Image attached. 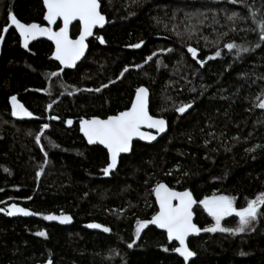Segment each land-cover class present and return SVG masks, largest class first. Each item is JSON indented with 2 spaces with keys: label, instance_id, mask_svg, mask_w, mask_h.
Returning a JSON list of instances; mask_svg holds the SVG:
<instances>
[{
  "label": "trees",
  "instance_id": "16d2710c",
  "mask_svg": "<svg viewBox=\"0 0 264 264\" xmlns=\"http://www.w3.org/2000/svg\"><path fill=\"white\" fill-rule=\"evenodd\" d=\"M98 1L107 25L73 70L50 59L46 41L24 49L14 30L5 36L0 264H184L164 233L147 224L137 234L138 221L156 213V185L189 191L202 230L211 224L200 207L206 197L227 196L244 208L264 193V0ZM10 12L22 23L44 24L41 0H0V34ZM78 33L75 24L71 37ZM141 86L167 133L153 145L134 143L105 175L106 151L88 146L78 123L127 110ZM11 97L30 115L13 116ZM12 205L32 214L8 215ZM48 214H68L73 223H50ZM92 222L110 233L84 229ZM237 224L236 217L223 223ZM188 247V264H264V205L245 231H203Z\"/></svg>",
  "mask_w": 264,
  "mask_h": 264
},
{
  "label": "snow or ice",
  "instance_id": "6c2138e0",
  "mask_svg": "<svg viewBox=\"0 0 264 264\" xmlns=\"http://www.w3.org/2000/svg\"><path fill=\"white\" fill-rule=\"evenodd\" d=\"M44 4L47 8V13L44 18L49 23H54L57 17L63 18L64 27H62L59 32L51 33L49 29L41 28L35 23L24 24L11 12L9 13L8 20L13 23L19 31L25 46H27L26 42L31 38H35L37 34H48L49 39L54 40L56 45V51L53 54L54 58L58 60L61 65L71 67L82 55L85 48V38L92 35L93 27L96 25L102 26L105 21V17L98 11V0H44ZM253 15H255V13H253ZM74 19H79L80 21V36L76 40H71L68 37V25ZM261 24L262 31L260 39L264 40V21H262ZM6 30L7 29H5V31ZM0 39H2V37H0ZM103 42L104 41L101 38V43ZM134 47H139V45H135ZM225 47L231 50L235 45L227 44ZM188 51L192 53L193 58L196 57L195 49L189 47ZM239 51L240 50L238 49V52ZM243 51H247V49H243ZM216 55L219 56L220 53L217 52ZM198 62L203 63L202 61ZM126 70L127 69H125V71ZM52 75L55 76L57 73H52ZM96 91H99V89ZM146 94V89H137L136 98L132 102L131 108L127 111L120 112L116 116H110L106 120L94 118L92 120L81 121V131L84 133L89 144L98 142L108 150L111 162L108 164L107 168L103 169L105 175L108 174L111 168L115 167L117 163V155L129 151L130 141L134 136H139L141 139H155L154 136L146 137L145 133L140 130L142 126L155 128L158 132H163L165 130V121L163 119H154L148 114L146 108ZM11 100L13 102V116L18 114L17 110L23 112L25 115H30V113L25 112L21 105L15 103V97H11ZM187 107H190V105L180 107L177 111L183 113ZM258 107L264 109V100L260 101ZM53 119L56 118L53 117ZM69 123H71V121H69ZM43 127L47 128L48 125H44ZM36 140L37 143H39L40 137L37 136ZM39 175L40 173L37 172V177H39ZM154 192L156 194L157 202L159 203L160 211L153 216L151 221H138L137 234H139L140 229L148 223L154 224L161 229H165L169 240L175 239L179 242L180 246L174 249L175 252L187 261L188 258L194 255V253L186 247L185 238L190 233H199L201 231L200 228L192 223V212L190 209L195 203L192 194L188 191H171L164 184H158L154 189ZM173 200L178 201V203L173 204ZM200 204L203 205L208 215L215 220V224L212 227L204 228L203 231H220L234 234L245 231V229L249 227L251 221H254L257 218L258 206L264 205V193L258 196L255 200L248 201L247 207L238 210L233 207L232 198L227 196L206 197L204 200L200 201ZM0 211L4 210L0 209ZM14 213H23L25 215L32 214L26 209L12 205L7 211V214L13 215ZM233 214L238 217L237 228L230 229L222 227L221 219ZM44 219H60L63 223L69 221L70 217L48 215L45 216ZM88 227L100 228L101 226L98 224H90ZM103 231L108 232L109 229L104 228ZM37 235L44 236L45 233L38 232ZM131 246L132 245L130 244L129 247ZM241 254L243 255V253Z\"/></svg>",
  "mask_w": 264,
  "mask_h": 264
},
{
  "label": "water",
  "instance_id": "95a60500",
  "mask_svg": "<svg viewBox=\"0 0 264 264\" xmlns=\"http://www.w3.org/2000/svg\"><path fill=\"white\" fill-rule=\"evenodd\" d=\"M41 2H42V5H43V8H44V16H43V23H44V24H43V25H40V24H38V23H35V24H38L41 28L49 29L51 33L59 32L60 29H61L62 27H64L63 18H62V17H57V18L55 19V22H54V23H49V22H48L47 20H45V18H44L45 15H46V13H47V8H46V6H45V4H44V0H41ZM98 4H99L98 11L100 12L101 15H103V14L101 13V11H100V3H99V1H98ZM103 16H104V15H103ZM104 17H105V16H104ZM58 23H59V27L55 28V26H56ZM24 24H25V23H24ZM29 24H32V23H29ZM75 24H78V26H79V33H78L77 36H75V37L73 38V37H71V27H72L73 25H75ZM106 25H107V19H106V17H105V21H104V23H103L102 26H101V25H96V26L93 27V29H92V35L87 36V37L85 38V41H84L85 48H84V51H83L82 55H81V56H80V57H79V58L73 63V65H72L71 67L66 66V65H61L60 62L54 58L53 54H54V52L56 51V45H55L54 40L49 39V35H48V34H37V35L35 36V38H31V39H29V40L26 42V43H27V46H25V45H24V42H23V40H22V37L20 36L19 31L16 29L15 25H14L13 23H11L9 20H8V24H7V26L3 28V30H2V32H1V34H0V37H2V39H0V51H1V49H2V45H3V42H4V39H5L6 34L8 33L9 30L12 29V30H14L15 33L18 35V37H19V39H20V43H21L22 48L26 49L30 44H32L33 42H36V41H46V42L50 43L51 46H52V48H53V51H52L51 56H50V59H51L52 61L56 62L62 70H73V69H75V67H76V66H77V65H78V64L84 59V57L86 56V54H87V52H88V42L92 39V37L94 36L95 32H96V31H101V30H103V29L106 27ZM5 29H7V30L5 31ZM79 36H80V21H79V19H74V20H72V21L70 22V24L68 25V37H69V39H71V40H76V39L79 38ZM139 88H144V89H146V92H147V94H146V108H147L148 114L150 115V113H149V92H148V90H147L146 87L141 86V87H138L137 89H139ZM137 89H136L135 92H134L133 99H132L131 104H130V106H129L128 109L131 108V106H132V102H133V101L135 100V98H136ZM128 109H127V110H128ZM127 110H125V111H127ZM122 112H123V111H122ZM118 114H119V113H118ZM118 114H117V115H118ZM114 116H116V115H114ZM150 116H151V115H150ZM109 117H110V116H109ZM152 117H153L154 119H162V118H158V117H154V116H152ZM94 118H96V119H100V120H106V119H108V117L105 118V119H101V118H98V117H92V118H89V119H82V120H92V119H94ZM82 120H81V121H82ZM163 120H164V119H163ZM81 121L78 123V126H79V134H80V136L84 139V141L86 142V144H87L88 146H95V145H97V146L103 148V149L106 151V153H107V156H108V164H109L111 161H110V158H109L108 150H107L103 145L99 144L98 142L93 143V144H89V142H88L87 138L85 137L84 133L81 131ZM164 121H165V120H164ZM140 130H141V132L145 133L146 137H147V136H154L155 139H151V140H150V139H147V138H145V139H141L139 136H134V137L132 138V140L130 141V148H129V151H128V152H124V153H119V154L117 155V158H116V159H117V163H116L115 167H113V168H111V169L109 170V172H108L107 175L113 173V172L117 169V166H118V163H119V160H120L121 157H123V156H128V155L131 153L132 146H133L134 143L138 142V143H141V144H144V145H153V144H155L159 139H161L162 137H164V136L166 135V133H167V123H166V121H165V130H164L163 132H158L157 129H155V128H149V127H147V126H142ZM107 167H108V165H107ZM107 167H106V168H107ZM160 184H164V183H160ZM164 185H165L169 190H171V191H175V192H185V191H176V190H173V189L169 188L166 184H164ZM156 186H157V185H156ZM155 188H156V187H155ZM155 188H154V189H155ZM154 189H153V194H152V195H153V199H154V202H155V205H156V213H155L153 216H155V215L160 211L159 203L157 202V198H156V194H155V192H154ZM188 192H189V191H188ZM192 198H193V200L195 201V203L192 205L190 211L192 212V223L195 224L194 209L199 205V203L194 199L193 195H192ZM172 203H173V204H176V203H178V201L173 200ZM48 215H52V216H56V217H61V216H68V217H70V220H69V221H67V222H63V223L60 221V219H55V220H47V219H45L46 221H48V222H50V223H53V224H57V225H59V226L68 227V226H70V225L73 223V220H72L71 216L68 215V214H48ZM48 215H47V216H48ZM153 216H152V218H153ZM152 218L150 219V221L152 220ZM90 224H98V225H100L101 227H100V228H90V227H88V225H90ZM148 225L151 226V227H153V228H155V229H157L158 231L164 233V234L166 235L167 240H168L170 243H174V244L176 245V247H179V246H180V245H179V242L176 241L175 239L169 240L168 235H167V231H166L165 229H161V228H159V227H157L156 225L151 224V223H148ZM195 225H196V224H195ZM196 226H197V225H196ZM197 227H198V226H197ZM104 228H108V227H106V226H104V225H101V224H99V223H95V222L87 223L86 225H84V229H86V230H88V231L95 232V233H103V234H107V235H108V234L110 233V229L108 228L109 231H108V232H105V231H103ZM198 228H199V227H198ZM202 233H203V230H202V229H201V231H200L199 233H190V234L185 238V245H186V247H188V242H189L190 239H192V238H194V237H197V236L201 235ZM188 249H189V247H188ZM174 253H175L180 259L183 260L184 264H188V263H190L191 260L193 259V256H192V257L188 258L187 261H185V259H184L182 256H180L178 253H176L175 250H174Z\"/></svg>",
  "mask_w": 264,
  "mask_h": 264
},
{
  "label": "rangeland",
  "instance_id": "374dc122",
  "mask_svg": "<svg viewBox=\"0 0 264 264\" xmlns=\"http://www.w3.org/2000/svg\"><path fill=\"white\" fill-rule=\"evenodd\" d=\"M212 197H219V196H212ZM210 198H211V197H210ZM254 200H255V199H254ZM232 201H233V200H232ZM259 206H260V205H259ZM259 206H258V208H259ZM200 207H201L202 211L205 213V215L207 216V218L210 219V221H211V224H210L209 226H207L206 228H208V227H212V226L215 224V220H214V218L208 215L207 211L204 209V207H203L202 204H200ZM233 207H234L235 209H237V210H238V209H242V208H237V206L235 205V202H234V201H233ZM245 207H247V205H246ZM245 207H244V208H245ZM234 217H236L234 214H233V215H229V216H225V217H223V218L221 219V226H222V227H225V226L223 225V223H224L226 220L232 219V218H234ZM236 218L238 219V217H236ZM237 226H238V224H237ZM237 226H236L234 229H236ZM216 232H220V231H216ZM211 233H215V232H211ZM222 233H225V232H222ZM238 233H239V232H238Z\"/></svg>",
  "mask_w": 264,
  "mask_h": 264
},
{
  "label": "bare ground",
  "instance_id": "6f19581e",
  "mask_svg": "<svg viewBox=\"0 0 264 264\" xmlns=\"http://www.w3.org/2000/svg\"><path fill=\"white\" fill-rule=\"evenodd\" d=\"M44 16V15H43ZM52 51H53V48H52Z\"/></svg>",
  "mask_w": 264,
  "mask_h": 264
},
{
  "label": "flooded vegetation",
  "instance_id": "af4514ba",
  "mask_svg": "<svg viewBox=\"0 0 264 264\" xmlns=\"http://www.w3.org/2000/svg\"><path fill=\"white\" fill-rule=\"evenodd\" d=\"M55 28H57V27L55 26Z\"/></svg>",
  "mask_w": 264,
  "mask_h": 264
}]
</instances>
